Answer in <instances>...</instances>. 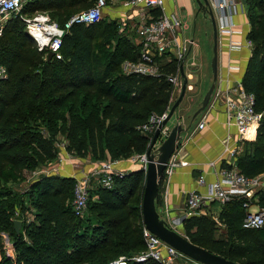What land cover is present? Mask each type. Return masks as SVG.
<instances>
[{"label": "trees", "instance_id": "obj_1", "mask_svg": "<svg viewBox=\"0 0 264 264\" xmlns=\"http://www.w3.org/2000/svg\"><path fill=\"white\" fill-rule=\"evenodd\" d=\"M92 4L90 0H29L22 13L47 12L64 24ZM245 9L253 47L241 83L254 95L255 109L264 112V0H246ZM110 41H116L113 50L106 45ZM61 53L62 59L45 58L18 15L7 20L0 35V64L8 72L0 81V264H109L147 248L143 170L114 176L110 188L94 186L87 218L75 212L73 177L42 175L24 195L8 187L29 181L39 166L54 161L58 137L65 139L72 155L93 161L124 160L145 153L149 138L137 127L151 114H163L169 105L173 86L165 75L122 73V62L137 60L140 49L133 36L119 32L117 20L74 24L63 37ZM178 67L172 60L164 69L173 74ZM236 166L248 177L264 172V118L256 140L242 144ZM254 199L264 207V191ZM26 201L36 219L22 220L17 234L14 219L24 217ZM246 202L235 198L219 205L216 217L213 212L184 217V235L234 262L264 264V226H243ZM219 226L225 232L217 235ZM128 264L161 263L149 258Z\"/></svg>", "mask_w": 264, "mask_h": 264}, {"label": "built area", "instance_id": "obj_2", "mask_svg": "<svg viewBox=\"0 0 264 264\" xmlns=\"http://www.w3.org/2000/svg\"><path fill=\"white\" fill-rule=\"evenodd\" d=\"M29 0H0V35L10 15H18L26 25L27 33L35 42L39 51L45 52V58L49 52H54V57L62 59L63 37L68 33L74 24L90 25L100 21L104 17V12L111 7L112 3L118 0H90L93 4L76 14H74L64 24L53 20L47 12H36L33 15L22 13V9ZM166 1L168 0H121L126 11L124 18L118 21L119 32L129 35L133 33V42L139 47L140 54L137 60H124L121 65L122 73L139 76L161 77L166 76L173 86L172 96L169 105L163 114H151L149 119L139 125L137 129L148 135L149 144L153 135L161 122L167 117L172 105L178 98L183 85V78L180 73L181 63H186V59L191 48L196 44V36L189 34L190 24L184 17L181 8L175 4L171 14L166 11ZM170 1V0H169ZM208 9L214 10L218 32L230 38V49L239 50L242 47L252 49L253 43L248 39V34L238 27L234 20V15L245 11V5L241 0H209ZM243 41L233 40L234 36L242 35ZM132 37V34H130ZM176 60L178 69L173 74H167L164 66L167 62ZM191 65L196 66L195 62ZM238 69L229 66V70ZM185 70V68H184ZM8 76L6 66L0 64V81ZM234 96L223 93L222 96L216 94L225 105L226 115L229 125L237 129V137L232 143L228 136L225 140V151L229 157L236 161L239 151L238 143L250 141L256 137L257 130L264 118V112L255 109V97L247 93L242 83L237 84ZM215 92V91H214ZM214 106V99L210 101L208 107ZM204 119L198 124V128L204 127ZM171 127L166 124L160 130L159 137L153 148L155 150L168 136ZM133 163H138L141 168L147 167V154H134L129 158ZM117 160L99 161V168L92 174L86 175L82 179H76L73 206L78 216L85 215L90 190L96 186L110 188L113 184V177L124 176L127 172L115 167ZM185 162H177L170 159L166 170L165 178L171 176L174 170ZM56 168V167H55ZM57 169V168H56ZM55 169V170H56ZM57 171V170H56ZM48 169L35 171L32 179L36 180L41 175H50ZM216 181L207 185L206 193L191 191L185 201V215L211 214L207 209L211 204L217 203L224 205L235 198H245L247 202V215L243 226L246 228H261L264 226V207L254 199L256 193L264 191V172L255 176L244 175L237 166L231 165L219 170ZM33 180V181H34ZM199 185L205 183L201 176ZM253 205L257 206L252 210ZM143 237L146 243V250L132 257L120 256L109 264H128L130 260L138 262L152 258L161 264H174L175 260L183 257L172 246L166 244L158 236L143 227Z\"/></svg>", "mask_w": 264, "mask_h": 264}, {"label": "crops", "instance_id": "obj_3", "mask_svg": "<svg viewBox=\"0 0 264 264\" xmlns=\"http://www.w3.org/2000/svg\"><path fill=\"white\" fill-rule=\"evenodd\" d=\"M175 2L181 8L185 17V7L177 1ZM234 20L243 30L247 29V34L249 33L250 24L246 14L238 12L234 15ZM190 34L195 36L191 26ZM233 38V40L238 41L244 40L243 34L236 35ZM229 43L230 38L224 35L218 44V79L215 92L211 98L214 99V106L208 107L196 118H193V115L199 109L205 93L211 86L213 75L211 76L207 71L206 58L199 57L200 47L198 43L190 50L188 57L192 54L191 59H188V57L186 59L184 71L188 78L187 90L183 99L184 102L174 116L175 124L182 121L187 130L183 133V140L172 157L177 162H185V165H180L171 176L165 178L162 186L163 191L161 192L162 204L159 208L164 218L170 222H176L177 226H182L181 232H184L182 220L186 217L184 208L188 193L191 191L206 193L207 185L216 181L220 169L231 165L236 166V161L234 162L232 157H229L225 151V140L230 136L232 139L231 144L235 143L233 141L236 140L237 129L235 126L228 124L225 105L215 95L222 96L226 92L234 96L235 90L238 88L237 84L242 82L252 50L247 47L232 50ZM192 62H195L196 66L191 65ZM198 66L200 67L199 82L195 83V73L198 71ZM229 66H235L238 69L229 70ZM206 78H208L207 81H205ZM202 119H204L205 124L201 129L198 128V124ZM243 143H238V153ZM61 159L54 163V166L56 163L57 165L61 164L60 169L56 170H59L64 177L75 179H82L86 175L94 173L100 165L99 161H93L90 158L79 160L80 165H75L70 158V161ZM77 162L78 160H76ZM115 167L126 172L141 169L138 163H133L129 158L117 160ZM201 176L205 180L203 185L198 183ZM219 205L213 203L207 209L216 212L214 210H217Z\"/></svg>", "mask_w": 264, "mask_h": 264}, {"label": "water", "instance_id": "obj_4", "mask_svg": "<svg viewBox=\"0 0 264 264\" xmlns=\"http://www.w3.org/2000/svg\"><path fill=\"white\" fill-rule=\"evenodd\" d=\"M241 1L243 5L246 4V0ZM193 2L197 8V13H202L204 17L211 22L213 27V58L211 61L213 83L205 93L200 103L199 109L193 115V118H196L208 108L216 89V81L218 79L219 32L214 10H212V8L210 10L208 9V6H210L209 0H193ZM53 57L54 52H49L47 59L51 60ZM180 73L183 78V85L180 95L172 105L167 117L161 122L153 135L150 146L146 151L148 158L146 169H140L145 172V187L142 199L143 223L149 231L158 236L162 241L192 260L202 264H240L192 243L184 234L179 233L178 231L171 228L168 222L161 217V214L157 208V199L160 193V185L162 180H164L166 167L176 150L179 148L183 140V133L187 130L182 121L177 122L170 129L166 139L155 150H153L159 137L161 128L168 124L172 117L178 112L179 106L185 97L188 78L184 71L183 63L180 65ZM22 225V220L14 219V228L17 234L20 233Z\"/></svg>", "mask_w": 264, "mask_h": 264}, {"label": "rangeland", "instance_id": "obj_5", "mask_svg": "<svg viewBox=\"0 0 264 264\" xmlns=\"http://www.w3.org/2000/svg\"><path fill=\"white\" fill-rule=\"evenodd\" d=\"M177 1L178 3H180L182 6L185 7V12H186V16H185V19L187 20V22L190 24L191 26V30L193 31L194 30V33H195V36H196V40L198 43V46L200 47V53H199V57L200 56H203V58L205 57L206 60H207V71L208 73L212 76L213 75V72H212V67H211V61H212V58H213V27H212V24L211 22L206 19L204 17V15L202 13H197V8L195 7V5L193 4V1L192 0H171V1H166V11L168 14H171L174 10V5L176 4ZM119 2H121V0H118V2L116 3H112L111 4V7L107 8L105 10V17H103L104 19H109V20H121L124 18V13L126 11V8L120 4ZM243 14H246V9L245 11L243 12ZM12 17V15L9 16L8 19H10ZM102 18V19H103ZM238 27L240 29H242L239 25ZM243 30V29H242ZM246 30L247 29H244V35L246 34ZM130 34H132L133 36V33L131 32ZM189 34H190V31H189ZM225 34H220L218 35V39L220 41V39L222 38V36H224ZM226 36V35H225ZM105 38L102 39V41H104ZM99 44H100V41H98ZM219 44V42H218ZM107 47H109L110 49H115V46H116V41L114 42H107ZM192 57V54H190V56L188 57V59H191ZM190 61V60H188ZM218 61H219V53H218ZM199 69L200 67L198 66V71L195 73L196 74V77L194 79V82L195 83H198L199 82ZM209 75V76H210ZM208 78H206L205 81H207ZM213 83V82H212ZM180 95V94H179ZM178 95V97H179ZM177 100V99H176ZM184 101L181 102L179 108L181 107L182 103ZM168 125L172 128L174 125H175V116L172 117V119L169 121ZM59 140L58 142L56 143V147H57V150H58V154H57V158L48 163L47 165H43V166H39L36 171H39L40 169H48V172L51 171V174H58L60 176H62V174L59 172H57L55 169H60V166L61 164L59 163V165H57V163L55 164L54 166V163L59 160L60 158L64 159V160H70L76 165H80V161L79 160H84V158L82 157H79L78 155H72L67 149H66V141L64 138H61V137H58ZM256 140V137L254 139H251L250 141H255ZM61 159V160H62ZM69 160V161H70ZM76 160H78V162L76 163ZM63 164V162H62ZM56 167V168H55ZM42 176V175H41ZM165 178V177H164ZM34 179H30L29 181L27 182H23V183H19V184H10L8 185V187H11L13 190H15L17 193L19 194H26L28 191H29V188H30V184L32 183ZM28 197V196H27ZM26 197V200L28 199ZM252 210H256L257 209V206L256 205H253L251 207ZM160 214H161V211L160 209H158ZM24 211V217H22L21 220H25V222H32L36 219V215H35V210L30 206L29 202L26 201V205H25V209L23 210ZM216 212H213V215L216 217L218 215V211L217 210H214ZM21 216L19 212H17V217ZM87 214L83 217V218H87L86 217ZM161 217L164 218L161 214ZM169 226L171 228H173L174 230L178 231L179 233H182L184 234V232H181V228L182 226H177L178 224H176V222H170L169 220H167L166 218H164ZM225 232V227L224 226H219V230L217 231V235H219L220 233H223ZM12 255V254H11ZM85 264V263H84ZM174 264H202L200 262H197L195 260H192L190 259L189 257L187 256H183V257H179L177 260H175Z\"/></svg>", "mask_w": 264, "mask_h": 264}]
</instances>
